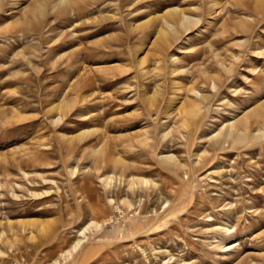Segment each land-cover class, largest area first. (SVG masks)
<instances>
[{"label":"rangeland","instance_id":"1","mask_svg":"<svg viewBox=\"0 0 264 264\" xmlns=\"http://www.w3.org/2000/svg\"><path fill=\"white\" fill-rule=\"evenodd\" d=\"M259 2L0 0V264H264V137L210 142L264 99Z\"/></svg>","mask_w":264,"mask_h":264},{"label":"bare ground","instance_id":"2","mask_svg":"<svg viewBox=\"0 0 264 264\" xmlns=\"http://www.w3.org/2000/svg\"><path fill=\"white\" fill-rule=\"evenodd\" d=\"M263 1L260 0V2H262V3H263ZM258 2H259V0H258ZM260 2H259V4L258 3L257 4L264 6V4H262ZM153 19H156V21L157 20L160 21L155 26V34L156 35H155V39L153 41V44L156 45L160 49L161 52L167 50L171 46V43L173 42V39H174V38L172 39L171 34L174 35V33H172L173 32L172 30L175 28L174 27L175 25H182V26L186 27V25L189 26V23H191V21H194V22L196 21L195 20L196 18L194 16H191L189 14H183V11H181L178 7L167 9L166 13L164 15H161L159 17L156 15V16H154ZM238 23L241 27L247 28V26H246L247 24L244 21V17L240 18V20H238ZM146 24H145V26H146ZM160 55H161V53H160ZM144 62H145L144 57H141L140 60L138 61V64L143 65ZM220 75L216 76L217 80H219L218 76H220ZM209 76H213V75H209ZM214 77L215 76L210 78V80L212 79L210 83H212V81L216 80V78H214ZM214 83H216V82H214ZM176 87L178 88V86H176ZM191 90H192L191 92L194 91L193 93H194V96H196V99L190 100L191 98L190 99L188 98L190 101L189 100L184 101L182 103V106H181L182 110L186 116L191 112L199 111L202 107V104L203 103L206 104V100L208 98L206 95L200 94L199 92L195 91L194 89H191ZM147 99H149L148 102L150 105L153 104L152 100L149 97H147ZM243 113H242L241 117H238V115H236L237 117L235 116V119L236 118L237 119L236 120L231 119L233 121H230L227 124H225L220 131H218L216 133L214 132V134L210 137V142L212 143V145H214V147H218L220 149H223L224 147H226V145L233 146L236 143H243L245 141L247 142V140H254L257 138L261 139L262 136L264 137V131L262 130L263 125H264V99L259 100L256 103V107L253 110H250L248 112L246 111V113L244 115H243ZM254 127H256V128L258 127V129H261V130L253 132ZM236 145H238V144H236ZM162 158L167 160L170 164H173L175 167L180 166V165L178 166V163L175 162L176 160L172 154L163 155ZM80 243H81V240L74 245V247L71 250V253H73L74 251L77 250ZM217 247L223 249L224 251L232 248V246H229L227 244H223V242H219L217 244ZM238 264H240V262Z\"/></svg>","mask_w":264,"mask_h":264}]
</instances>
